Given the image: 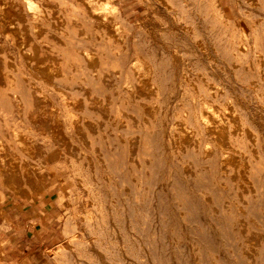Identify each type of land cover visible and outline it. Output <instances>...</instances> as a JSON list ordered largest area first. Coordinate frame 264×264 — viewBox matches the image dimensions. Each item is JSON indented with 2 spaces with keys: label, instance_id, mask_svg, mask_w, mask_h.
<instances>
[{
  "label": "rangeland",
  "instance_id": "obj_1",
  "mask_svg": "<svg viewBox=\"0 0 264 264\" xmlns=\"http://www.w3.org/2000/svg\"><path fill=\"white\" fill-rule=\"evenodd\" d=\"M3 105L65 132L41 264H264V0H0Z\"/></svg>",
  "mask_w": 264,
  "mask_h": 264
},
{
  "label": "crops",
  "instance_id": "obj_2",
  "mask_svg": "<svg viewBox=\"0 0 264 264\" xmlns=\"http://www.w3.org/2000/svg\"><path fill=\"white\" fill-rule=\"evenodd\" d=\"M12 113L15 112L10 111L9 106H0V264H41L44 256L42 233L46 235L51 231L54 221L48 208L52 203L42 202L39 195L26 192V189L23 191L24 178L35 164L33 158L25 154L28 145H36L34 133L30 132L34 125L28 118L41 120V117L32 110L26 113L30 117L15 118L11 117ZM47 124H44L45 129L53 136L54 124ZM39 126L35 123L36 128L40 129ZM49 142L55 144L56 140ZM55 151L52 146L46 155L50 164L58 160ZM50 199V196L44 198Z\"/></svg>",
  "mask_w": 264,
  "mask_h": 264
},
{
  "label": "bare ground",
  "instance_id": "obj_3",
  "mask_svg": "<svg viewBox=\"0 0 264 264\" xmlns=\"http://www.w3.org/2000/svg\"><path fill=\"white\" fill-rule=\"evenodd\" d=\"M42 1H44V0H42ZM84 1V0H83ZM186 1V0H185ZM207 1V0H206ZM30 2H31V0H30ZM33 2V1H32ZM209 2V1H208ZM34 3V2H33ZM46 3H47V1H46ZM211 3V2H210ZM215 3V2H214ZM213 3V4H214ZM258 3V2H257ZM35 4V3H34ZM247 4V3H246ZM44 5V4H43ZM251 5V4H250ZM104 6H106V5H104ZM108 6V5H107ZM187 6V5H186ZM189 6V5H188ZM254 6V5H253ZM75 7V6H74ZM213 7H214V5H213ZM187 8V7H186ZM189 8V7H188ZM223 8V7H222ZM191 9V8H190ZM192 10H193V8H192ZM213 10H214V8H213ZM37 11V10H36ZM222 11V10H221ZM214 12V11H213ZM223 12V11H222ZM36 13V12H35ZM38 13H41V12H38ZM100 13V12H99ZM195 13V12H194ZM193 13V14H194ZM14 14V13H13ZM224 14V13H223ZM255 14V13H254ZM18 15V14H17ZM16 15V16H17ZM82 15V14H81ZM180 15V14H179ZM184 15V14H183ZM20 17H21V15H19ZM176 16V15H175ZM217 16V15H216ZM225 16V15H224ZM220 17V16H219ZM22 18H24V16L22 17ZM104 18V17H103ZM176 18H178L177 16H176ZM195 19V18H194ZM194 19H193V21H194ZM196 19H198V18H196ZM178 20V19H177ZM225 20V19H224ZM179 22V21H178ZM197 22V21H196ZM201 22V21H200ZM224 22V21H223ZM226 22V21H225ZM233 22V21H232ZM184 23V22H183ZM195 24V23H194ZM102 25V24H101ZM183 25V24H182ZM192 25V24H191ZM196 25V24H195ZM27 26V25H26ZM42 26V25H41ZM194 26V25H193ZM43 27V26H42ZM106 27V26H105ZM108 27V26H107ZM196 27V26H195ZM197 27H198V24H197ZM196 27V28H197ZM203 27V26H202ZM44 28V27H43ZM110 28H112V27H110ZM182 30V29H181ZM228 30V29H227ZM37 31V30H36ZM205 31V30H204ZM208 31V30H207ZM202 32V31H201ZM248 32V31H247ZM199 35V34H198ZM29 41V40H28ZM207 42V41H206ZM206 45V44H205ZM210 46V45H209ZM201 48H204V47H202L201 46ZM213 48V47H212ZM222 48V47H221ZM206 49V48H205ZM207 50V49H206ZM209 50V49H208ZM206 52H208V51H206ZM212 52V51H211ZM215 53V52H214ZM211 54V53H210ZM213 54V53H212ZM99 55V54H98ZM214 55V54H213ZM31 57V56H30ZM214 57H216V55L214 56ZM36 58V57H35ZM86 58H89V57H86ZM220 59V58H219ZM219 59H218V61H219ZM217 60V59H216ZM93 61V60H92ZM105 61V60H104ZM136 61V60H135ZM221 61V60H220ZM136 63H138V62H136ZM139 63H140V61H139ZM224 64V63H223ZM101 65V64H100ZM95 66V65H94ZM142 66V65H141ZM146 67H148V66H146ZM145 68V67H144ZM38 69V68H37ZM140 69H142V68H140ZM193 69V68H192ZM201 69V68H200ZM140 71H142V70H140ZM137 72V71H136ZM102 74V73H101ZM97 75V74H96ZM102 80V79H101ZM52 83V82H51ZM100 83V82H99ZM150 83V82H149ZM138 83H136V85H137ZM57 85V84H56ZM138 86V85H137ZM134 87V86H133ZM34 89V88H33ZM142 90V89H141ZM133 91V90H132ZM63 92H65V91H63ZM202 93H204V92H202ZM138 94V93H137ZM203 97V96H202ZM138 98V97H137ZM163 102V101H162ZM42 103V102H41ZM204 103H205V101H204ZM204 103H203V105H204ZM78 104V103H77ZM206 107H207V104L205 105ZM210 107V106H209ZM90 108V107H89ZM213 108V107H212ZM218 109V108H217ZM49 110V109H48ZM58 111V110H57ZM200 111H202L201 109H200ZM207 111V110H206ZM205 112V111H204ZM52 113V112H51ZM217 113V112H216ZM203 114V113H202ZM220 114V113H219ZM218 116V115H217ZM40 117V116H39ZM56 119H57V117H56ZM207 119V118H206ZM116 120V119H115ZM216 121V120H215ZM221 121V120H220ZM35 122L36 123H38L40 126V130L42 131V132H46L47 130L45 129V125L44 124H47V122L44 120V119H42V120H40L39 118H36L35 119ZM227 122V121H226ZM226 122H225V125H226ZM208 124V123H207ZM215 124V123H214ZM48 125V124H47ZM62 125V124H61ZM61 125H60V122H59V120L57 119L56 121H55V123H54V125H53V134H54V136H55V139H56V141H59V142H62L63 141V135L65 134V132H63L64 130H62V128H61ZM221 125V124H220ZM238 125V124H237ZM185 128V127H184ZM216 128V127H215ZM188 129V128H187ZM231 129V128H230ZM228 130H229V128H228ZM40 131V132H41ZM208 131V130H207ZM232 131V130H231ZM85 132V131H84ZM223 134V133H222ZM18 135V134H17ZM43 135H45V134H43ZM182 135V134H181ZM205 135V134H204ZM19 136V135H18ZM85 136V135H84ZM226 136V135H225ZM21 137V136H20ZM18 138V137H17ZM46 138V137H45ZM176 139H178V138H176ZM218 139V138H217ZM25 140H26V138H25ZM52 140V139H51ZM132 140V139H131ZM18 141V140H17ZM50 141V140H49ZM1 143V142H0ZM22 143V142H21ZM179 143V142H178ZM71 144V143H70ZM191 144V143H190ZM189 144V145H190ZM222 145V144H221ZM1 146H2V144H1ZM80 146V145H79ZM86 146V145H85ZM75 147V146H74ZM109 147V146H108ZM0 148H2V147H0ZM23 148H24V146H23ZM28 150H27V152L29 153V151H30V153L32 152V153H34V151H36L37 152V150L38 149H36L34 146H31V145H28L27 147H26ZM39 148V147H38ZM111 148V147H110ZM210 149V148H209ZM4 150V149H3ZM2 150V151H3ZM7 150V149H6ZM25 150V149H24ZM55 150H57V148H55ZM61 150V149H60ZM183 150V149H182ZM187 150H188V148H187ZM58 151V150H57ZM140 151V150H139ZM190 151H191V149H190ZM1 152V151H0ZM26 152V153H27ZM39 152V151H38ZM56 152V151H55ZM54 152V153H55ZM115 152V151H114ZM177 152V151H176ZM2 153V152H1ZM3 153H5V152H3ZM29 153V154H30ZM40 154V153H39ZM93 154V153H92ZM110 154V153H109ZM55 155V154H54ZM56 155H57V152H56ZM90 156V155H89ZM184 156V155H183ZM57 157V156H56ZM3 158V157H2ZM17 159V158H16ZM201 159V158H200ZM224 159V158H223ZM3 160V159H2ZM1 160V161H2ZM14 160H15V158H14ZM18 160V159H17ZM226 160V159H225ZM240 160V159H239ZM247 161V160H246ZM189 163H191V162H189ZM225 163V162H224ZM30 164V163H29ZM76 164V163H75ZM126 164H127V161H126ZM241 165V164H240ZM239 165V166H240ZM107 167V166H106ZM109 167V166H108ZM127 167V166H126ZM93 168V167H92ZM204 168V167H203ZM252 168V167H251ZM1 169V168H0ZM260 169V168H259ZM97 170V169H96ZM122 170V169H121ZM128 170V169H127ZM192 170V169H191ZM201 171H202V169H200ZM238 170V169H237ZM113 171V170H112ZM246 171H248V169L246 170ZM103 172V171H102ZM185 172H186V170H185ZM196 171L194 170V173H195ZM204 172V171H203ZM249 172V171H248ZM247 172V173H248ZM101 173V172H100ZM106 173V172H105ZM115 173V172H114ZM129 173V172H128ZM143 173V172H142ZM112 174V173H111ZM191 174V173H190ZM239 174V173H238ZM106 175V174H105ZM128 175V174H127ZM107 176V175H106ZM245 176V175H244ZM103 177V176H102ZM99 178V177H98ZM98 178H97V180H98ZM117 179H119V178H117ZM80 180V179H79ZM96 180V181H97ZM120 180V179H119ZM199 180H201V179H199ZM100 181H102L101 179H100ZM140 181V180H139ZM145 181V180H144ZM151 181V180H150ZM85 182V181H84ZM115 182V181H114ZM117 182V181H116ZM119 182V181H118ZM241 182V181H240ZM79 183V182H78ZM104 183V182H103ZM122 183V182H121ZM201 183H202V181H201ZM204 183V182H203ZM90 184V183H89ZM149 184V183H148ZM81 185V184H80ZM115 185V184H114ZM129 185V184H128ZM150 185V184H149ZM148 185V186H149ZM196 185H198L199 186V183L198 184H196ZM195 185V186H196ZM102 186H104V185H102ZM198 186H196V188L195 189H200V188H198ZM81 187V186H80ZM84 187V186H83ZM92 187V186H91ZM99 187V186H98ZM118 187V186H117ZM150 187V186H149ZM149 187H147V188H149ZM154 187H155V185H154ZM200 187V186H199ZM202 187H203V185H202ZM12 188V187H11ZM85 188V187H84ZM111 188V187H110ZM144 188V187H143ZM152 188V187H151ZM150 188V189H151ZM114 189V188H113ZM119 189V188H118ZM142 189V188H141ZM146 189V188H145ZM210 189V188H209ZM89 190V189H88ZM117 190V189H116ZM204 190H205V188H204ZM23 191H24V189H23ZM107 192H109L108 190H106ZM114 191V190H113ZM112 191V192H113ZM111 192V193H112ZM208 192V191H207ZM25 193V192H24ZM115 193V192H114ZM117 193V192H116ZM115 193V194H116ZM120 193V192H119ZM122 193H124L123 191H122ZM151 193V192H150ZM206 193V192H205ZM179 194V193H178ZM182 194V193H181ZM208 194V193H207ZM263 194V193H262ZM47 195V194H46ZM118 195V194H117ZM148 195V194H147ZM245 195V194H244ZM248 195V194H247ZM45 196V195H44ZM84 196V195H83ZM109 196H111V195H109ZM180 196V195H179ZM184 196H186L185 194H184ZM119 197V196H118ZM154 197V196H153ZM181 197H183V196H181ZM211 197V196H210ZM252 197V196H251ZM254 197V196H253ZM33 198V197H32ZM87 198V197H86ZM83 199V198H82ZM183 199H186V198H183ZM117 200V199H116ZM151 200V199H150ZM180 200H182V199H180ZM189 200V199H188ZM242 200V199H241ZM257 201H259V199H256ZM118 201H120L121 202V199L119 200L118 199ZM175 201V200H174ZM193 201V200H192ZM205 201V200H204ZM207 201H208V197H207ZM120 202H119V204H120ZM145 202V201H144ZM183 202V201H182ZM238 202V201H237ZM97 203V202H96ZM180 203H181V201H180ZM192 203V202H191ZM190 203V204H191ZM84 204V203H83ZM115 204V203H114ZM144 204V203H143ZM183 204H184V202H183ZM186 204V203H185ZM184 204V205H185ZM252 204H253V202H252ZM255 204V203H254ZM257 204V203H256ZM117 205V204H116ZM121 205H122V203H121ZM148 204H146V206H147ZM258 205H261V204H258ZM118 206V205H117ZM131 206V205H130ZM213 206V205H212ZM97 207V206H96ZM114 207V206H113ZM116 207V206H115ZM114 207V208H115ZM119 207V206H118ZM148 207V206H147ZM179 207V206H178ZM195 207V206H194ZM243 207V206H242ZM254 207V206H253ZM88 208V207H87ZM93 208V207H92ZM113 208V209H114ZM117 208V207H116ZM115 208V209H116ZM215 208V207H214ZM94 209V208H93ZM92 209V210H93ZM144 209H145V206H144ZM154 209H155V207H154ZM195 209V208H194ZM193 209V211H195ZM252 209H254V208H252ZM87 210V209H86ZM91 210V211H92ZM116 210H118V209H116ZM157 210V209H156ZM188 210V209H187ZM216 210H217V208H216ZM215 211V210H214ZM213 211V212H214ZM248 211H251V210H248ZM146 212V211H145ZM150 212H152V209H151V211ZM155 212V211H154ZM192 212V211H191ZM217 212V211H216ZM215 212V213H216ZM149 213V212H148ZM183 214H184V212H182ZM221 213V212H220ZM251 213V212H250ZM222 214L223 213H221V216H222ZM188 217V216H187ZM249 217V216H248ZM163 218V217H162ZM186 218V217H185ZM189 218V217H188ZM245 218V220H247V218H246V216L244 217ZM251 218H252V216H251ZM229 219V218H228ZM163 220V219H162ZM187 220V219H186ZM168 222V221H167ZM172 222H174V221H172ZM95 223V222H94ZM170 224H173V223H171V222H169ZM166 225H167V223H166ZM165 225V226H166ZM174 225V224H173ZM95 226V225H94ZM167 226H169V225H167ZM170 227V226H169ZM171 228H172V226H171ZM149 229V228H148ZM152 229H156V228H153L152 227ZM169 229V228H168ZM151 232V231H150ZM155 233V232H154ZM158 233V232H157ZM157 233H155V234H157ZM172 234V233H171ZM174 234V233H173ZM153 235V234H152ZM151 235V236H152ZM257 236V235H256ZM201 237V236H200ZM204 237H206V236H204ZM203 237V238H204ZM155 238H156V236H155ZM154 238V239H155ZM202 238V239H203ZM153 239V240H154ZM204 240V239H203ZM156 241H158V240H156ZM156 241H154V242H156ZM195 242H197V240H195ZM158 244V243H157ZM197 244V243H196ZM209 244V243H208ZM194 245V244H193ZM244 246V245H243ZM196 247V246H195ZM197 247H198V245H197ZM200 247V246H199ZM248 248V247H247ZM200 248H198V250H199ZM203 250H204V248H202ZM203 250H201V251H203ZM206 250V249H205ZM242 250H243V248H242ZM264 251V250H263ZM158 252V251H157ZM201 253V252H200ZM263 253V252H262ZM154 254V253H153ZM155 254H157V253H155ZM154 254V255H155ZM249 254V253H248ZM262 255V254H261ZM156 256V258H158L157 257V255H155ZM155 256H153V257H155ZM199 257V256H198ZM202 257H203V254H202ZM249 257H251L250 255H249ZM256 257V256H255ZM244 258H245V256H244ZM154 259V258H153ZM202 259V258H201ZM252 259V258H251ZM167 260H168V258H167ZM167 260H166V262H167ZM199 260H200V258H199ZM248 262V261H247ZM243 264H245V263H243Z\"/></svg>",
  "mask_w": 264,
  "mask_h": 264
}]
</instances>
